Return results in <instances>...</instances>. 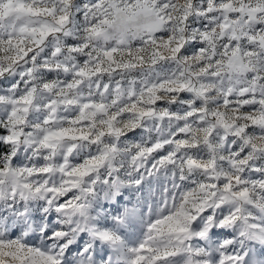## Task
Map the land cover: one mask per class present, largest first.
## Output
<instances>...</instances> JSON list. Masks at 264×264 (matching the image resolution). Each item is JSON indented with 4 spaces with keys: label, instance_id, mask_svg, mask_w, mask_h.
<instances>
[{
    "label": "snow or ice",
    "instance_id": "obj_1",
    "mask_svg": "<svg viewBox=\"0 0 264 264\" xmlns=\"http://www.w3.org/2000/svg\"><path fill=\"white\" fill-rule=\"evenodd\" d=\"M0 264H264V0H0Z\"/></svg>",
    "mask_w": 264,
    "mask_h": 264
},
{
    "label": "rangeland",
    "instance_id": "obj_2",
    "mask_svg": "<svg viewBox=\"0 0 264 264\" xmlns=\"http://www.w3.org/2000/svg\"><path fill=\"white\" fill-rule=\"evenodd\" d=\"M129 139H138V136L134 133H129Z\"/></svg>",
    "mask_w": 264,
    "mask_h": 264
}]
</instances>
